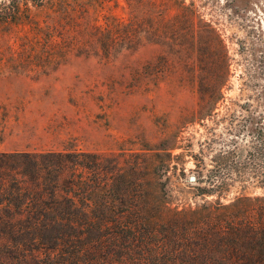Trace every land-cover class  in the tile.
I'll return each instance as SVG.
<instances>
[{
    "label": "rangeland",
    "instance_id": "374dc122",
    "mask_svg": "<svg viewBox=\"0 0 264 264\" xmlns=\"http://www.w3.org/2000/svg\"><path fill=\"white\" fill-rule=\"evenodd\" d=\"M177 1L184 16L155 15L141 0H99L100 29L74 32L104 36L110 15L134 17L136 50L108 62L71 56L43 72L28 70L44 50L22 39L29 24H0V151L124 152L127 163L137 155L173 209L259 194L264 152L252 154L264 150V0Z\"/></svg>",
    "mask_w": 264,
    "mask_h": 264
},
{
    "label": "trees",
    "instance_id": "16d2710c",
    "mask_svg": "<svg viewBox=\"0 0 264 264\" xmlns=\"http://www.w3.org/2000/svg\"><path fill=\"white\" fill-rule=\"evenodd\" d=\"M143 3L155 15L188 13L177 0ZM98 4L0 0V24H29L22 39L44 47L32 55V72L55 69L71 56L108 62L135 51L134 17L123 23L110 15L104 36L74 32L79 25L100 29L92 15ZM29 6L43 17H33ZM147 27L155 30L154 21ZM95 44L101 48H88ZM262 148L255 146L252 155H263ZM134 157L127 163L124 152L1 150L0 264H264V186L259 194L239 191L227 202L216 198L173 209L156 194L149 168ZM258 166L249 167L255 175Z\"/></svg>",
    "mask_w": 264,
    "mask_h": 264
}]
</instances>
